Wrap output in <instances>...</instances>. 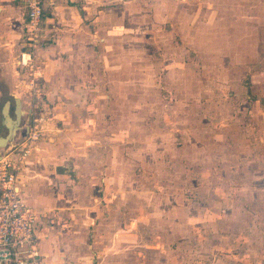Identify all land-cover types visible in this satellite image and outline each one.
Here are the masks:
<instances>
[{
    "label": "rangeland",
    "instance_id": "rangeland-1",
    "mask_svg": "<svg viewBox=\"0 0 264 264\" xmlns=\"http://www.w3.org/2000/svg\"><path fill=\"white\" fill-rule=\"evenodd\" d=\"M78 3L93 31L85 48L61 53L59 68L44 52L39 60L59 36L45 0L37 31L24 15L19 43L0 42V136L3 105L13 117L15 97L24 101L0 154L36 130L30 152L46 143L49 165L33 178L47 205L33 207L56 264H264V0ZM54 70L62 88L100 95L49 97L57 82L43 76ZM72 126L94 129L90 150L70 145ZM91 183L119 186L109 199L121 208L88 210L103 197L87 193Z\"/></svg>",
    "mask_w": 264,
    "mask_h": 264
},
{
    "label": "crops",
    "instance_id": "crops-1",
    "mask_svg": "<svg viewBox=\"0 0 264 264\" xmlns=\"http://www.w3.org/2000/svg\"><path fill=\"white\" fill-rule=\"evenodd\" d=\"M78 1L79 0H45L46 5H47L46 7L47 14L45 16L46 21L49 23V25L52 23V21L56 22L57 25L59 24V29H58L59 36H58V39H55V40H58V42L56 44H51L47 51L39 49L40 51L38 53L40 56L39 60H41L40 62L42 65H43V60H42L43 57L41 55H43V53L41 52H44L46 54L47 62L45 63L50 64L52 62L51 65H54L56 67L58 66L59 68V66L62 64L61 60L64 59L61 53H63L64 51L70 50V54H71L72 49H75L78 47H84L85 45H87L86 43L87 40H83L82 36L86 34V32L93 31L94 17L90 18L91 14L88 11H86L87 13H85V10H87V8L89 7H87L85 3L84 4L78 3ZM90 19H91V22L89 24L87 23L83 24V22L90 20ZM23 26H24V14L22 11L20 0H0V42L4 43V45L1 43V47H3L5 50L8 51L10 48V46L8 45H12L11 43L13 42L19 43ZM51 30L52 29H48L46 31H51ZM18 48L21 52V50L24 47L20 45ZM52 53L56 55L55 60L51 59ZM8 57L10 58L9 55ZM60 57H61V60H60ZM7 63L3 62V64H7ZM58 68H55V69H58ZM79 69L80 68H78V70ZM55 71L56 70L46 71L45 76H43V81H44V78H46V80H52L54 82L60 83V86L59 84L54 83V88L50 87V85L48 84L46 94L49 97L55 96L56 94L58 96L60 95L59 97L61 98L74 96V97H78V100L80 101L81 99L84 98L83 97V94H84V96L86 97H91L92 101L95 102L96 97L100 95L99 92L102 89L97 88L98 90L95 91L96 87H93L92 85H88L90 88L86 91L84 89L81 90L80 87H78V90H76L77 88L69 89L65 85H64V88H62L61 81H60L61 79H59L62 73L61 74L53 73ZM74 80L75 79H73L72 81ZM114 81L108 77V78H105V81L103 82H107V83L111 82V85H112ZM74 84L77 85V83L75 82ZM109 93H110L109 90H105L103 95L106 96V98H109L111 96V94ZM20 102H21V108H23L24 101L21 97H20ZM93 105L95 104L91 103V106ZM62 109H63L62 107H59L58 112H61ZM16 112H17V107H16ZM16 112H15V99H14L13 118H16L15 117ZM63 123L67 124L66 122H63ZM68 130L71 132L68 139H69L70 145L71 143L73 144L71 145L72 147H75V148L77 147V149L83 148L84 152L92 148L91 147L93 145L92 136L94 134L93 128H91L90 130L87 129L83 131L81 129H78L77 127L72 126ZM72 147L69 146L68 148L70 151L66 153L67 154L71 153L70 155H72L76 161H79L80 159L79 157L81 154H78L77 150L75 149L72 150ZM44 151L46 153L48 152L46 143H42L38 141L35 148L31 152L30 156L27 158L26 162L24 163L23 175L20 176L23 194H24L23 196L26 202L30 206H32L33 209H34L33 206L42 207L43 205H47L44 201L43 203L41 202L40 200L41 192L39 191L40 189H38V186H37L39 184H36L34 182L35 177L33 178V175H35L34 172H40L41 174L42 170L46 169V165H49L48 163L46 164V162L43 160L46 157L45 156L46 154L44 153ZM100 159H102L100 161L101 165L105 163L104 157H101ZM90 163H93V161H90ZM94 163H96V160ZM85 167H86V173H89V170L87 169L88 166L85 165ZM97 171L98 170H94V172L90 171L91 176H95ZM101 173H102V170H101ZM56 174L59 176H62L58 173ZM108 176H109V173H108ZM49 177H52V176H45L44 179L46 180ZM47 183L51 185L50 188H55L58 182L56 181V185H55V184H52L53 183L52 179L51 180L48 179ZM90 185H91L90 186L91 189L89 188V186L86 187L87 193H89L91 190L92 192H97L99 190L100 192H102L103 197H102V200H98L97 197H93L87 206L89 208V209L87 208L88 210H93L100 206L106 207L108 210L121 208V203L118 199H115V200L109 199V194H113L114 192H117L115 196H117L118 198L119 196L118 194L121 191V188L119 186L118 188L111 190L109 185L108 186L104 185L103 186L104 188L100 190V188L95 183H91ZM54 199H55V196H54ZM55 200L59 201V203H62V201L59 198H56ZM66 200L70 201L71 199H66ZM35 211H38V210H35ZM40 228H41V225L38 224V231H37L38 238L41 237L40 233H38ZM45 237H46V234H42V238H45ZM39 247H40L39 249L41 251V254L43 256V260L46 264H56L57 263L58 257L56 256L57 257L56 258L55 255L53 256L54 254L53 249L50 247L49 243L45 241V239L40 240Z\"/></svg>",
    "mask_w": 264,
    "mask_h": 264
},
{
    "label": "built area",
    "instance_id": "built-area-1",
    "mask_svg": "<svg viewBox=\"0 0 264 264\" xmlns=\"http://www.w3.org/2000/svg\"><path fill=\"white\" fill-rule=\"evenodd\" d=\"M20 2L27 30L33 33L40 28L44 0ZM28 56L29 53H22V64L27 63ZM39 134V130L34 131L6 154H0V264H46L38 248L39 216L26 202L20 180L33 140Z\"/></svg>",
    "mask_w": 264,
    "mask_h": 264
},
{
    "label": "bare ground",
    "instance_id": "bare-ground-1",
    "mask_svg": "<svg viewBox=\"0 0 264 264\" xmlns=\"http://www.w3.org/2000/svg\"><path fill=\"white\" fill-rule=\"evenodd\" d=\"M8 110H9L8 104L6 103V105L2 109V115H3V125L8 129L9 134L7 136L6 135L0 136V147L5 146L7 141L11 139L15 130L17 129L19 119L21 118V115L24 113V110L21 108L20 99L18 100V104H17L16 118L11 117ZM1 137H3V139Z\"/></svg>",
    "mask_w": 264,
    "mask_h": 264
},
{
    "label": "water",
    "instance_id": "water-1",
    "mask_svg": "<svg viewBox=\"0 0 264 264\" xmlns=\"http://www.w3.org/2000/svg\"><path fill=\"white\" fill-rule=\"evenodd\" d=\"M18 98H15V112H16V107H17V104H18ZM7 104H8V108H9V102H6ZM6 103L3 105V107H2V109L4 108V106L6 105ZM2 109H1V112H2ZM8 112H9V110H8ZM16 117V116H15ZM20 120H21V118L19 119V123H20ZM19 123H18V126H17V129H18V127H19ZM16 129V130H17ZM16 130H15V132H16ZM8 131V130H7ZM15 132H14V134L12 135V137L11 138H13V136L15 135ZM9 134V131L7 132V134H6V136ZM2 139H3V137H1ZM11 140V139H10ZM9 142V140L7 141V143ZM7 143H6V145H7ZM5 145V146H6ZM4 146H2V147H0V149L1 148H3ZM1 156V155H0Z\"/></svg>",
    "mask_w": 264,
    "mask_h": 264
},
{
    "label": "flooded vegetation",
    "instance_id": "flooded-vegetation-1",
    "mask_svg": "<svg viewBox=\"0 0 264 264\" xmlns=\"http://www.w3.org/2000/svg\"><path fill=\"white\" fill-rule=\"evenodd\" d=\"M15 115H16V113H15ZM3 116V115H2ZM2 123H3V118H2ZM8 130V129H7Z\"/></svg>",
    "mask_w": 264,
    "mask_h": 264
}]
</instances>
